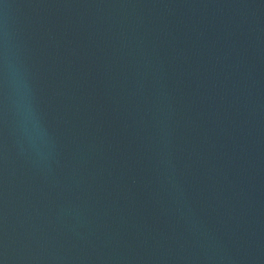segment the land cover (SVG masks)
<instances>
[{"label":"water","instance_id":"95a60500","mask_svg":"<svg viewBox=\"0 0 264 264\" xmlns=\"http://www.w3.org/2000/svg\"><path fill=\"white\" fill-rule=\"evenodd\" d=\"M0 264H264V0H0Z\"/></svg>","mask_w":264,"mask_h":264}]
</instances>
